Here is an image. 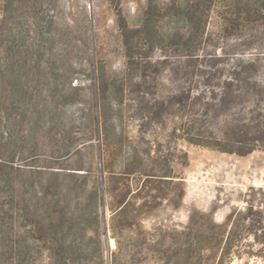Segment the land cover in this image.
<instances>
[{
	"label": "rangeland",
	"instance_id": "rangeland-1",
	"mask_svg": "<svg viewBox=\"0 0 264 264\" xmlns=\"http://www.w3.org/2000/svg\"><path fill=\"white\" fill-rule=\"evenodd\" d=\"M230 1L0 0V264H188L189 229L226 230L264 189V152L171 137L185 68L264 52V26L221 29ZM179 2L200 42L164 37ZM168 163L172 182L150 179ZM236 244L202 264H264L253 237Z\"/></svg>",
	"mask_w": 264,
	"mask_h": 264
},
{
	"label": "trees",
	"instance_id": "trees-1",
	"mask_svg": "<svg viewBox=\"0 0 264 264\" xmlns=\"http://www.w3.org/2000/svg\"><path fill=\"white\" fill-rule=\"evenodd\" d=\"M183 4L179 2L178 8H183ZM180 11L187 17L183 19L181 30L168 31L164 37L179 36L187 44L200 42L198 24L192 19L197 10L186 5ZM220 15L223 30L230 26H264V0H231ZM263 42L264 38L258 40L256 47H263ZM257 49L247 58L238 59L236 64L189 65L183 70L185 85L168 101L173 111L171 137L174 141L182 140L192 146L239 156L256 150L264 152V52ZM236 54L222 53L231 55L232 60ZM188 57L193 58L191 54ZM178 106L179 116L173 110ZM149 176L165 183L175 178L169 163L161 173ZM94 191L98 194L101 188ZM244 203L243 210L227 216L226 230L215 224L189 229L188 243L183 250L188 264H202L205 250L222 260L240 251L236 243L244 236L253 237L259 245L257 255L264 261V189L249 188Z\"/></svg>",
	"mask_w": 264,
	"mask_h": 264
}]
</instances>
